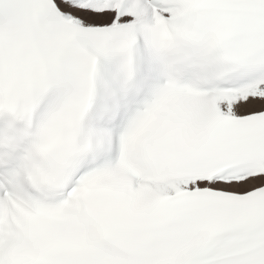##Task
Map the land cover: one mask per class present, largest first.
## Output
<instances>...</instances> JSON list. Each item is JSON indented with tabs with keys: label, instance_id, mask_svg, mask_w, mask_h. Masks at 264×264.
<instances>
[{
	"label": "bare ground",
	"instance_id": "1",
	"mask_svg": "<svg viewBox=\"0 0 264 264\" xmlns=\"http://www.w3.org/2000/svg\"><path fill=\"white\" fill-rule=\"evenodd\" d=\"M66 18L83 27H109L139 22H149V8L143 0H134L130 5H107L97 0H53ZM176 10L164 13V16H172ZM92 15L98 19L92 18ZM91 17V18H89ZM99 20L100 22H97ZM103 22V23H101ZM264 84L247 90L244 93L226 95L218 99V109L222 114L229 116H245L264 111ZM191 187L207 186L214 189L246 193L259 189L264 185V170L254 176H246L239 181L229 180L223 182H193ZM162 190L172 192L167 187Z\"/></svg>",
	"mask_w": 264,
	"mask_h": 264
},
{
	"label": "rangeland",
	"instance_id": "2",
	"mask_svg": "<svg viewBox=\"0 0 264 264\" xmlns=\"http://www.w3.org/2000/svg\"><path fill=\"white\" fill-rule=\"evenodd\" d=\"M89 16H92V15H89ZM89 18H91V17H89ZM92 18H94V19H98V16L96 15V17H94V16H92ZM91 18V19H92ZM97 22H100L99 20H97ZM101 23H103V22H101ZM104 24V23H103ZM264 92V91H263Z\"/></svg>",
	"mask_w": 264,
	"mask_h": 264
}]
</instances>
